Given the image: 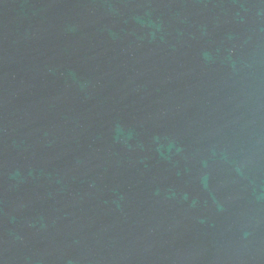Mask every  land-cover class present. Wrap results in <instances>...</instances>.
<instances>
[{
	"label": "water",
	"instance_id": "1",
	"mask_svg": "<svg viewBox=\"0 0 264 264\" xmlns=\"http://www.w3.org/2000/svg\"><path fill=\"white\" fill-rule=\"evenodd\" d=\"M0 264H264V0H0Z\"/></svg>",
	"mask_w": 264,
	"mask_h": 264
}]
</instances>
